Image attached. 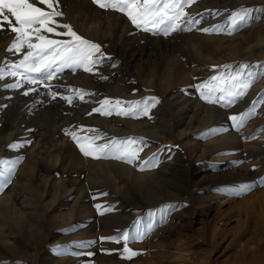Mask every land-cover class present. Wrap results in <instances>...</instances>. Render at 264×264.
Masks as SVG:
<instances>
[{
	"label": "rangeland",
	"instance_id": "obj_1",
	"mask_svg": "<svg viewBox=\"0 0 264 264\" xmlns=\"http://www.w3.org/2000/svg\"><path fill=\"white\" fill-rule=\"evenodd\" d=\"M253 1L241 0L238 7L253 11L231 35L234 0H196L185 11L200 24L164 36L137 29L125 14L92 0H59L57 20L101 45L106 59L93 73L65 68L44 81L50 90L26 81L7 88L17 77L0 80V158H20L0 190V264H264V184L258 183L264 178V68L258 63L264 62V0ZM213 25L222 31L198 30ZM15 36L7 25L0 30V66L18 63L28 51L27 45L7 51ZM242 63L251 65L245 79L247 71L256 73L242 97L229 106L201 98L197 86L228 87L210 78L235 75ZM75 89L87 93L83 100ZM68 96L75 97L71 103L63 99ZM146 97L159 101L148 116L116 114L127 108L116 100ZM105 99L113 102L104 106L112 115L93 112ZM254 101L255 114L234 127L230 117ZM66 130L100 137L98 144L142 138L143 150L133 164L86 157ZM14 142L23 146L7 147ZM53 149L58 155L47 159ZM31 153L43 158L33 167ZM154 153L155 166L142 168ZM48 183L46 199L57 194L59 200L44 210L40 194ZM97 204L111 210L98 211ZM214 228L219 236H212ZM137 230L146 235L128 243L139 253L131 259L124 258L123 240L100 239ZM239 242L248 246L236 253Z\"/></svg>",
	"mask_w": 264,
	"mask_h": 264
},
{
	"label": "snow or ice",
	"instance_id": "obj_2",
	"mask_svg": "<svg viewBox=\"0 0 264 264\" xmlns=\"http://www.w3.org/2000/svg\"><path fill=\"white\" fill-rule=\"evenodd\" d=\"M92 2L98 5L101 9H111L125 14L131 23L137 28L142 29L145 32H151L153 34H163L168 36L173 32L179 30L191 31L193 27L200 24V20L195 16L190 15L185 11L187 6L195 3L196 0H92ZM38 5H44L46 7H40ZM59 0H0V30H3L5 25L10 28L12 33H15V39L9 45L7 51L11 52L13 49L16 52H20L24 45H27L28 51L23 53V59L18 63L12 64L5 61L0 66V80L5 76L17 77L14 83L5 84L7 88H19L21 87V81H26L32 85L43 84V87L51 89L50 83H44V81H51L57 74L62 72L65 68H69L75 71L78 68H82L85 72L93 73L98 65H102L106 57L101 50V45L93 43L81 36H79L69 24H62L57 20V17H61L63 14L58 11ZM253 9L247 7H237L228 16V28L227 34L231 35L233 32L242 28L249 22L251 12ZM264 11V9H261ZM213 15L218 12H213ZM14 20V23H13ZM189 27L185 28L184 26ZM57 28L64 29L66 31L57 32ZM205 33L220 32L222 29L218 25H213L208 28L198 29ZM42 33H55L56 35H62L70 37L66 40L50 39L47 35ZM35 41V42H34ZM107 59H112L107 57ZM260 63L264 68V62ZM115 65H113L114 67ZM225 68L230 67L228 65L223 66ZM251 65L242 63L235 75L229 74L227 78L223 75L212 76L210 79L212 82L223 80L228 87H219L215 85L209 86L205 84L199 85L201 91V98L206 99L209 103H222L224 106H229L235 102L236 99L242 97L245 91L248 89L253 81L256 73L247 71V78H244L246 70ZM39 77L40 79H37ZM101 79H107V77H100ZM204 89H207L204 91ZM36 91L35 87L29 88L23 94L28 95L29 92ZM81 100L84 99L82 90H74ZM220 95L216 97V92ZM209 97H214L209 99ZM56 97L53 96V99ZM75 97L68 96L63 97L69 103L73 101ZM112 101L107 99L100 101L101 107L93 108V112H99L102 115H112V110H104L105 105L112 104ZM159 103L156 97L142 98L140 101H120L116 100L114 104L119 106L126 104L127 108H119L116 111L117 115L133 116L138 114L139 116H148L149 109ZM256 102L248 109V111L240 113L239 115H233L230 119L233 121L234 127H240L245 120L251 115L255 114ZM91 114V113H90ZM83 131H92L91 129H81ZM71 138L76 141L79 150L86 157L108 158L111 155L113 158L124 161L129 164H133L139 158V152L143 150V139L127 137L119 140L113 138L108 143H96L100 137H88L78 136L75 132H68ZM85 141V143H81ZM24 143H30L25 141ZM23 144L11 143L7 145L8 148L22 147ZM99 154V155H98ZM157 154H153L151 158L142 162L143 166H155L154 161ZM20 158L5 159L0 158V190H3L9 183L14 174L16 164ZM258 183L264 184V178H261ZM247 185L244 186V190L247 189ZM102 193L101 195H105ZM99 211L101 207H104V211H110V207L102 205H95ZM168 205L162 206L156 211L163 212ZM155 213L153 211L148 212V216L152 217ZM139 224V220L136 221ZM148 230L152 228V224L147 225ZM146 232L137 230L134 233L124 231L122 234L115 237H101V240H111L116 243L124 242L123 253L129 255L125 256L126 259L138 255L136 251L130 249L127 245L131 240L143 239ZM88 243H94L90 241ZM92 255V253H89Z\"/></svg>",
	"mask_w": 264,
	"mask_h": 264
},
{
	"label": "bare ground",
	"instance_id": "obj_3",
	"mask_svg": "<svg viewBox=\"0 0 264 264\" xmlns=\"http://www.w3.org/2000/svg\"><path fill=\"white\" fill-rule=\"evenodd\" d=\"M255 1V0H254ZM253 1V2H254ZM241 3V0H234V2H233V5H236L237 7L239 6V4ZM216 4H219L218 2L216 3ZM247 5V4H246ZM244 7H246V6H244ZM215 40H220V38H214ZM202 42V41H201ZM170 102H171V100H170ZM200 104V102H198V105ZM177 122V121H176ZM169 126V125H168ZM58 152H59V149L58 150H55L54 151V149L53 150H50L49 152H47L46 153V155H45V157L47 158V159H54L57 155H58ZM42 159L43 158H41L40 156H38L37 154H35V153H31L30 155H29V163H31V162H33V165H32V167L34 166V163H38L39 161H42ZM48 185H50L49 183L48 184H46V188L43 190V192L40 194V197H43L44 198V200H42V206H43V208H44V210L46 209V208H48L50 205H52L53 203H55V202H57L58 200H59V196L56 194L55 195V198L53 199V200H47L46 199V194H47V192H48ZM60 190H61V187H60ZM65 190V188H63L62 187V191H64ZM46 199V200H45ZM50 199V198H49ZM3 201V200H2ZM1 201V202H2ZM220 231L219 230H216L215 228H214V231H213V234H212V236L213 237H215V235H217L218 233H219ZM221 234V233H220ZM237 235H238V233H237ZM241 235V234H240ZM218 236H219V234H218ZM217 236V237H218ZM212 238V237H211ZM213 239V238H212ZM236 240V239H235ZM163 242V241H162ZM234 242V241H233ZM163 245H164V242L162 243ZM230 245H232V244H230ZM248 246V244L247 243H241V242H239V243H237V244H235L234 245V248H235V251H236V253H239V252H241V251H243L246 247ZM230 247V246H229Z\"/></svg>",
	"mask_w": 264,
	"mask_h": 264
}]
</instances>
